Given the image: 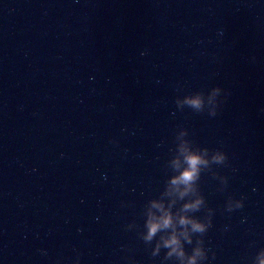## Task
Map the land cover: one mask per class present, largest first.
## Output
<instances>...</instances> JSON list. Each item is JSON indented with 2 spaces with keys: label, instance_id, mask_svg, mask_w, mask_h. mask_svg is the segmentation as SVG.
<instances>
[{
  "label": "water",
  "instance_id": "obj_1",
  "mask_svg": "<svg viewBox=\"0 0 264 264\" xmlns=\"http://www.w3.org/2000/svg\"><path fill=\"white\" fill-rule=\"evenodd\" d=\"M0 264H264V0H0Z\"/></svg>",
  "mask_w": 264,
  "mask_h": 264
},
{
  "label": "clouds",
  "instance_id": "obj_2",
  "mask_svg": "<svg viewBox=\"0 0 264 264\" xmlns=\"http://www.w3.org/2000/svg\"><path fill=\"white\" fill-rule=\"evenodd\" d=\"M221 90H223L221 87H217V88H216V91H217V92H220ZM197 103H198V102H197ZM213 115H217V113H214ZM219 159L223 160V159H225V156H220ZM199 162H200V161H199V158H198V157H195V158H189L188 163H189V165H190V168H189L188 174H184V175L181 177V179H182L185 183H188V182L192 179V175H191V173H192V172H195V170H196V166L198 165ZM240 207H241V208L244 207V200H243V198H242V202H241ZM169 223H170L169 219L165 218V219H164V220H163L158 226H159V227H167V226L169 225ZM195 227L199 228V225H196ZM155 230H156V228L153 227L152 232L150 233V235L153 234ZM172 243H175V240H173Z\"/></svg>",
  "mask_w": 264,
  "mask_h": 264
}]
</instances>
